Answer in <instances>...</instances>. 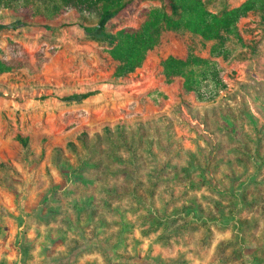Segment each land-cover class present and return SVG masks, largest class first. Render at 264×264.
I'll list each match as a JSON object with an SVG mask.
<instances>
[{
    "label": "trees",
    "instance_id": "obj_1",
    "mask_svg": "<svg viewBox=\"0 0 264 264\" xmlns=\"http://www.w3.org/2000/svg\"><path fill=\"white\" fill-rule=\"evenodd\" d=\"M22 1L24 7L20 5ZM141 1L0 0V7L12 9L17 16V22L5 26L7 29L28 23L27 4H42L54 12V17L66 7L96 10L98 24L83 27L94 40L110 47L108 52L118 63L110 77L113 82L134 79L133 73L157 45L163 30H187L206 40L221 41L226 33L241 38L238 23L250 14H256L264 23V0H244L222 12L209 9L205 0H163L165 6L155 8H140ZM136 11L145 16L139 26L106 29L110 18L132 17ZM263 41L264 37L253 42V55L259 53ZM7 49L9 58L0 56V75L32 67L31 56L20 42L10 39ZM204 61L198 56L165 59V76L181 80L183 98L187 92L196 93L198 80L191 66ZM221 82L217 85L224 86ZM90 94L68 99H85ZM180 104L196 121L191 127L201 130L203 143L196 140L194 148L185 147L182 137L177 136L174 124L183 119L175 112V116L162 114L145 121L106 125L93 135L82 131L78 137L83 150L72 141L67 144L78 154L76 170L59 147L55 149L54 163L62 173L70 171L64 175L75 185L81 179L91 181L93 188L85 189V194L92 198L94 211L97 206L99 212L105 213L108 227L120 225L122 238L118 246L126 243V229L137 225L128 216L133 212L142 234L161 229L159 239L169 246L171 240L180 241L177 236L182 231L191 236L201 228L194 247L197 253L212 246L215 231L229 229L230 236L214 246L217 264H264V119L252 109L264 105L263 81H239L236 88L223 91L216 100L193 104L182 99ZM22 145L29 151L23 139ZM1 165L7 167L6 162ZM110 215L112 223L108 221ZM178 217L189 219L180 224ZM173 222L175 230H171ZM110 235L107 231V237ZM181 259L186 262L182 256L176 261Z\"/></svg>",
    "mask_w": 264,
    "mask_h": 264
},
{
    "label": "rangeland",
    "instance_id": "obj_2",
    "mask_svg": "<svg viewBox=\"0 0 264 264\" xmlns=\"http://www.w3.org/2000/svg\"><path fill=\"white\" fill-rule=\"evenodd\" d=\"M205 1L212 11L222 12L244 0ZM20 5L24 7L25 3L22 1ZM26 6L28 23L17 29L5 27L17 22L14 11L0 7V25L4 26L0 28V56L9 58L7 44L14 39L24 46L32 59L31 68L0 75V84L4 86L0 85V114H10L6 150L11 145L15 147L16 159H53L55 149L59 147L76 170L78 154L67 144L72 141L83 150L78 137L82 131L93 135L102 132L106 125L113 127L120 122L145 121L162 114L175 116V112L183 119L174 124L177 136L182 137L185 147L194 148L196 140L203 143L199 136L201 130L191 127L196 121L180 104L182 99L193 104L207 103L216 100L223 91L236 88L241 80L264 78V41L258 54L251 52L256 37H264V23L256 14L239 21L241 38L226 33L221 41L206 40L187 30H163L157 45L147 52L144 63L133 73L134 79L116 83L110 79L118 64L108 52L110 47L94 40L83 27L98 24L96 10L66 7L62 14L54 17V12L46 10L42 4ZM139 6L163 7L165 2L143 0ZM144 19L140 11L132 17L115 16L106 22V29L117 31L125 26L137 27ZM169 56H198L205 60L202 65L191 66L198 80L196 93H183V98L181 80L166 78L164 61ZM215 77L218 80L215 81ZM221 80L226 87L217 85ZM84 93L91 94L85 99H68ZM252 109L264 119L263 104ZM20 138L30 146L29 151L23 147ZM82 181L87 180L81 179L78 183ZM90 188H93L92 184ZM176 194H179L178 189ZM128 216L137 225L132 229L133 233L129 232L127 245L121 249L125 261L119 264H217L213 257L214 246L231 234L229 229L215 231L212 246L197 253L194 247L199 242L201 228L191 236L182 231L177 236L180 241L171 240L169 246L159 239L161 229L144 235L137 215L132 212ZM186 219L178 217V223H184ZM108 221L112 223L111 215ZM174 226L175 223H171V230H175ZM180 256L186 262L176 261ZM109 259L112 260L111 255Z\"/></svg>",
    "mask_w": 264,
    "mask_h": 264
},
{
    "label": "crops",
    "instance_id": "obj_3",
    "mask_svg": "<svg viewBox=\"0 0 264 264\" xmlns=\"http://www.w3.org/2000/svg\"><path fill=\"white\" fill-rule=\"evenodd\" d=\"M255 80L264 83L263 77ZM9 115L0 114V264L123 263L121 249L127 243L118 246L122 229L108 227L105 213L97 206L94 211L85 194L91 181L75 185L51 158L16 159L15 147L6 150ZM111 229L114 233L107 237ZM126 231L125 242L133 233Z\"/></svg>",
    "mask_w": 264,
    "mask_h": 264
}]
</instances>
